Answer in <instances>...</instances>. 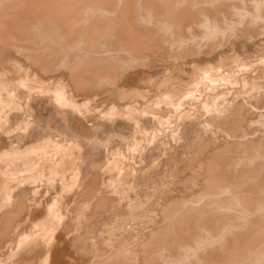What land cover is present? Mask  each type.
<instances>
[{
	"label": "bare ground",
	"instance_id": "obj_1",
	"mask_svg": "<svg viewBox=\"0 0 264 264\" xmlns=\"http://www.w3.org/2000/svg\"><path fill=\"white\" fill-rule=\"evenodd\" d=\"M243 1L0 0V102L9 104L0 109V264H69V260L64 261L69 250L79 253L80 259L83 252L94 254L97 264H264V77L242 86V90L247 89L237 95L240 98L231 93L228 96L230 90L237 93L239 86L219 90L212 96L210 107L199 105L207 113L203 117L194 116L197 112L192 116L183 107L185 99H189V104L185 103L189 106L200 97L209 100L207 91L223 74L213 76L207 69L228 61L201 66L203 59L219 51L220 55L227 47L215 51L210 42L203 52L195 46L197 37L198 41H212L227 32L229 41L225 44L242 49L246 57L250 50L264 47V25L260 30L255 26L264 0H247L252 2L249 8ZM230 14L237 15L236 22L227 19ZM236 23L243 24L239 30L234 28ZM255 31L261 32L262 38L255 36L248 41ZM150 57L159 61L157 67H146ZM176 76L185 80L187 88L181 81L185 90L173 85ZM206 77L208 84L201 80ZM133 81L136 85L129 87L135 84ZM149 82L148 92L145 87ZM251 88L257 89L253 101L247 98L252 95ZM103 89H108L115 101H107L104 120L96 117L94 121L92 115L91 121L86 114L91 121L87 123L81 106ZM152 90L160 92V99L165 97L175 109L179 121L172 130L184 142L176 154H166L167 159L179 162L171 168L177 178L162 187L161 181L159 191L149 197L150 188L160 179V169L153 162L161 147L159 135L152 132L158 122L152 123L156 119L168 122L174 115L172 111L159 114L165 108L160 102L151 103L154 98L146 103L144 97ZM159 103L160 112L153 108ZM253 122L260 123L254 127ZM123 129L132 139L131 145L128 141L123 145L136 150L143 147L142 154L126 155L120 149H110L117 156L103 154L107 139L103 142L96 132L113 134L120 130L123 135ZM138 131L141 134L137 136ZM160 136L166 139L167 135ZM139 139L146 144L141 145ZM207 145L213 148L203 151ZM195 148L204 153L183 156V152ZM93 149L96 156L91 153ZM85 152L88 160L84 171L88 172L82 174L79 161ZM118 154L124 164L121 168ZM97 158H105L104 164L106 160L108 169L115 171L114 176L112 172L109 175V184L119 192L134 193L135 199L141 196L138 201L144 200L146 205L130 211V199L120 193H103V179L94 175L91 180L89 176V171L94 173L98 167ZM140 159L142 164L135 168L132 161ZM80 174L84 189H94L85 202L79 199L75 203V208L78 203L86 208L80 222L83 227L78 230L70 222L72 214L67 210L64 213L63 203H58L65 198L61 190L72 189ZM25 181L30 184L21 186ZM36 181L45 184L43 190L57 191L39 206L37 215V205L31 200L38 198L34 197L38 189L31 185ZM57 182L60 188L54 185ZM96 208L105 209L110 222L102 234L96 233L91 239L89 232L94 230H88ZM63 216L66 219L62 220ZM119 227L126 233L116 248L108 246L104 240L109 236H102L111 235L112 228L117 231ZM83 260L78 264H86Z\"/></svg>",
	"mask_w": 264,
	"mask_h": 264
},
{
	"label": "rangeland",
	"instance_id": "obj_2",
	"mask_svg": "<svg viewBox=\"0 0 264 264\" xmlns=\"http://www.w3.org/2000/svg\"><path fill=\"white\" fill-rule=\"evenodd\" d=\"M249 1H252V0H249ZM249 1H247V0H244L243 2L244 3H246V5L248 6V8L250 7V5H252L251 3L252 2H249ZM243 2H241V3H243ZM233 16V17H232ZM263 16H264V7L262 8V10H261V18H260V22L258 21L256 24H255V26L258 28V30H260V26H262V25H264V18H263ZM236 17H237V15H235V14H230V18L228 17L227 19L229 20V19H232V22L234 23V22H236V20L235 21H233L234 19H236ZM238 18V17H237ZM263 18V19H262ZM244 22H245V20H244ZM243 22V23H244ZM230 23V22H229ZM229 23H227V26H228V24ZM238 23V22H237ZM236 23V25L234 26V28H236V30L238 29H240L241 27H242V23H239V24H237ZM258 24V25H257ZM240 26V27H239ZM239 27V28H238ZM198 32H200V30H198ZM254 33V34H253ZM252 33V37L250 36V37H248V41H249V38H250V40H252V38L254 39H256V37L257 38H259L261 35H262V33L261 32H258V31H255V32H253ZM229 33H225L223 36L222 35H218V36H216L215 38L213 37V39H212V41H205V40H203V41H198L199 39H198V37L196 38L197 40V42L195 43V46H196V48L198 47H200L199 49L200 50H206V48H207V45H208V43H210V42H212V45H213V49L216 51H219L221 48L223 49L224 47H227V49H226V51L225 52H223V51H221L222 53L220 54L221 56H222V58L220 57V55H219V52H217L216 54H214V55H211L210 54V56L209 57H207V58H205V59H203L202 60V62L200 63V65L201 66H203V67H205V66H208V64H211V65H218L220 62H226L227 60L229 61V63H228V61H227V63H225L224 65H221V66H211V68H209V69H207L208 70V73H210V74H212L213 76L215 75H217L218 73H221V74H223L222 75V77L220 78V77H215L216 79H215V81H214V83H213V87H211L207 92H208V97H209V100L208 101H205L202 97H200V98H198V99H196V100H194L193 101V104L192 105H187V104H189L188 103V100L189 99H185V103H187L186 105H185V103L183 104V107L184 108H188L189 110V112H190V114H192V116L196 113L197 115H194V116H199V115H201L202 117L203 116H205V115H207V113L206 112H204L202 109H200V104L201 103H205V104H207V106L208 107H210L211 106V104L213 103V99H212V96H214L219 90L221 91V90H223V89H225L226 87H230V88H238V86H239V88L237 89V93L236 92H233V90H230V92H228V96H231L232 94V96H234L235 98H240V95H239V97L237 96L238 94H243L244 92L243 91H245L246 89H247V87L248 86H250L253 82H255V81H257L258 79H260V78H262V77H264V47L262 48V50L260 49V50H258V51H255L254 49L253 50H250V52L248 53L249 54V56H247L246 57V55H245V53H243L244 51L242 50V49H240V48H237V47H235V46H232V45H226L225 44V42H228L229 40H227V38H228V36H226V35H228ZM259 34V35H258ZM263 35H264V33H263ZM256 36V37H255ZM218 38V39H217ZM222 38V39H221ZM261 38H262V36H261ZM225 39V40H224ZM223 40V41H222ZM219 42V43H218ZM198 43V44H197ZM225 44V45H224ZM216 45V46H215ZM218 47V48H217ZM220 47V48H219ZM243 48V47H242ZM236 50V51H235ZM232 51V52H231ZM238 51V52H237ZM249 51V50H248ZM252 51V52H251ZM152 52V51H151ZM204 52V51H203ZM154 53H156V55H157V52H154ZM225 53V54H224ZM227 53V54H226ZM251 53V54H250ZM238 55V56H237ZM245 55V56H244ZM157 56H159V55H157ZM218 56V57H217ZM228 56V57H227ZM237 56V57H236ZM220 57V58H219ZM209 58V59H208ZM228 58V59H227ZM223 59V60H222ZM230 59H232V60H230ZM205 60V61H204ZM212 60V62H210ZM214 60V61H213ZM158 62L159 61H157V60H155L153 57H150V59H149V61H148V63L146 64L147 66L146 67H148V69H152V67H157V65H158ZM207 64V65H206ZM183 72V74H185V72L186 71H182ZM181 72V73H182ZM181 75V74H180ZM177 77V76H176ZM180 77H177V79H179ZM177 79H175L174 78V81H177ZM179 80H180V82H179ZM178 80V83L177 82H174L173 80H172V82H173V85L175 86H179V87H181V88H183L184 90L188 87V85L184 82L185 80L183 79V78H180ZM202 81L203 80H206V81H204L203 83L204 84H206L207 82H208V78L206 77L205 79L203 78V79H201ZM181 81H183L182 83H184L185 85H186V88H185V86L183 85H181L182 83H181ZM135 84H130V86L129 87H134V85H136V81H133ZM169 83V82H168ZM208 83H210V82H208ZM207 83V84H208ZM132 85V86H131ZM147 85V86H146ZM145 86L146 87H148V88H146L145 87V89L147 90L148 89V92L150 91V89L149 88H151V83L149 82L148 84H146ZM244 85H247V87H245L244 88V90H242L241 88H243L242 86H244ZM241 86V87H240ZM22 88H25L24 86H21ZM162 87V86H161ZM163 88V87H162ZM258 88V90H260L262 87H257ZM26 89V88H25ZM252 89V91H253V88H251ZM107 90L108 89H103V90H100L99 92H97L96 94H94L95 96H96V98L94 97V95L93 96H91L90 98H92V97H94V99L92 98L91 100H89V99H87L88 101L87 102H89L88 104H90L89 106H87L88 104H86L85 106L84 105H82L81 106V112L83 113V114H85V119H86V122L88 121L89 123L91 122V121H93V116H94V121H96V119L98 118V119H103L104 120V116H105V108L107 107V103L108 102H110V101H115V99H113V97H111V95H109V93L107 92ZM240 90H241V92H240ZM248 90H250L249 88H248ZM153 91V90H152ZM225 91H227V89L225 90ZM251 91V90H250ZM43 92V91H42ZM42 92H40V93H42ZM106 92V93H105ZM240 92V93H239ZM39 93V92H38ZM46 93V92H45ZM103 93H105V94H103ZM154 93V94H153ZM155 93H157L156 95H158V97H156L155 96ZM229 93H231V95L229 94ZM252 93V95H249V96H247V98L248 99H251L252 101L254 100V99H256L257 98V95H256V93H257V89H255L254 88V91L253 92H251ZM35 94V93H34ZM102 94V95H101ZM160 92H157V91H153L152 93L150 92V96H145L144 98L146 99V103H147V101L149 102L151 99L150 98H154L155 99V97L157 98V99H152V102L151 103H153L154 101H156L157 103L158 102H160V103H162L163 104V106H162V104H161V106L163 107V108H165V110L164 109H162V107H160V103L156 106V105H154L155 107H157V108H155L154 106H153V108L154 109H156L158 112H160L161 111V109H162V111L159 113V114H167V113H170L171 111V113H173L174 115L172 116V118H170V121H168V122H163V120H161V122H163V123H160V120H157L156 119V121H153V123L152 124H154V123H156V122H158V123H156L157 124V126H158V129H157V126H156V124L155 125H153V131L152 132H157V134L159 135V141H160V146L162 147V149H161V147L159 148V150L158 151H160L159 153H158V155H156V156H154L153 158H154V160H153V162H155L156 161V164L154 163V166H157L160 170H159V172H160V174H159V176H160V179H159V181H158V184H157V186H155L154 188H150V189H152V190H150L148 193H147V195L146 196H152V193H156L157 191H159V189L157 190V188L158 187H160L159 185L162 183V185H161V187L162 186H164V185H166L168 182H170L172 179H176L177 178V176L174 174V171L172 170L171 171V168H172V166H174V165H177V164H179V162H177V161H173V160H171V159H167V155L166 154H170V155H174V154H176L177 152L176 151H179L180 149H181V147H182V144H181V142L183 141L184 142V139H182V137L181 136H177L176 134H177V131H173L172 130V128L173 127H175V126H173V125H176L177 123H178V121H179V119H177L176 118V111H175V109L174 108H171L172 107V105H170V103L168 102V100L165 98V97H163L162 96V99H160L161 97H160ZM97 95L99 96V97H97ZM148 95H149V93H148ZM80 97H82L83 95H79ZM78 96V97H79ZM153 96V97H152ZM108 97V98H107ZM147 97V98H146ZM27 98V97H26ZM99 99V100H98ZM102 99V100H101ZM142 99V98H141ZM144 99V100H145ZM147 99H149V100H147ZM27 100V99H26ZM109 100V101H108ZM164 102H163V101ZM167 100V101H166ZM95 103H94V102ZM98 101H100V102H98ZM108 101V102H107ZM166 101V102H165ZM106 102V103H105ZM133 102V101H132ZM104 103V104H103ZM166 103V104H165ZM96 105V106H94V107H92L93 105ZM150 104V103H149ZM98 105L100 106V107H98ZM9 106V104L8 103H6V101H4V102H0V109L1 108H7ZM102 106H104V107H102ZM150 106V105H149ZM167 106H170V107H168L167 108ZM186 106V107H185ZM196 107V108H189V107ZM95 107H97V108H95ZM197 107H199V108H197ZM87 108V109H86ZM90 110H89V109ZM93 108H95V109H93ZM159 108H160V110H159ZM262 108H264V107H262ZM262 108H260L259 107V109H258V107H256V109H258V110H260V109H262ZM83 109H85V111L83 110ZM101 109H103V110H101ZM167 109V110H166ZM172 109V110H171ZM197 111H196V110ZM87 110V111H86ZM107 110V109H106ZM164 110V111H163ZM177 110H179V109H177ZM84 111V112H83ZM89 111V112H88ZM93 111V112H92ZM96 111V112H95ZM100 112V113H98V112ZM103 111V114L101 113ZM194 111V112H193ZM199 111H202V112H199ZM88 112V113H87ZM167 112V113H166ZM93 113V114H92ZM95 113H97V114H95ZM178 113V112H177ZM194 113V114H193ZM199 113V114H198ZM89 114V116L90 117H92L91 118V121H89V119H90V117L89 116H87V115ZM95 114V115H94ZM99 114H101V115H99ZM129 114H131V113H129ZM146 114H149V112H147ZM93 115V116H92ZM134 116L135 114H131V116ZM167 115H169V114H167ZM100 116V117H99ZM107 116V115H106ZM105 116V117H106ZM175 116V117H174ZM87 117V118H86ZM89 117V118H88ZM97 117V118H96ZM174 117V118H173ZM88 119V120H87ZM174 119V120H173ZM176 119V120H175ZM254 119H256L255 117H254ZM178 120V121H177ZM173 121V122H172ZM87 122V123H88ZM170 122V123H169ZM174 122H176V123H174ZM255 125H254V124ZM252 123V126H254V127H256V125H258L260 122H257V124L255 123V122H253ZM162 124H165V125H162ZM162 125V126H161ZM164 126V127H163ZM167 126V127H166ZM169 126V127H168ZM159 127H160V129L162 128V130L164 129H166V131H164L163 130V132H162V130H160L159 129ZM155 128H156V130H155ZM169 128V129H168ZM170 128H171V130L173 131V132H170ZM171 133H169L168 131ZM125 131V133L127 134H125V133H123ZM126 131H128L127 129L126 130H124L123 129V132H122V134L123 135H121L119 132H120V130L119 131H117V132H114L113 134L111 133V132H106V130L104 131V132H106V133H104L103 131H97L95 134L96 135H98V138H101V140L103 141V142H105L106 143V141H105V139H107V144L106 145H104V146H102L103 148H102V152H103V149H104V151L107 153H105V152H103V154H105V155H110V156H115L116 154L115 153H112L111 154V152H110V149L111 150H114V151H116L117 149H120V150H122V152L123 153H126V155H128V153L130 154L131 153V155H134L135 154V156H137V155H140V154H142V152H143V150H144V148L142 147H139V148H137V150L136 149H133L134 147H132V146H129L131 149H129V148H127L128 146L126 145L125 146V144L127 143V141L129 142V139H130V141H132V139L130 138V134H128ZM150 131H151V129H150ZM12 132H13V130H12ZM102 132H103V134H104V136L103 137H101V134H102ZM131 132V135H133L132 133H133V130L132 131H130L129 130V133ZM158 132H161L160 134L158 133ZM165 132V133H164ZM148 133V132H147ZM163 133V134H162ZM169 133V134H168ZM175 133V134H174ZM216 133V132H215ZM214 133V131H213V135H215L216 136V134ZM100 134V135H99ZM102 134V135H103ZM115 134V135H114ZM117 134H119V135H117ZM124 134L127 136V137H125L124 136ZM141 133L138 131L137 133L135 132V135H140ZM156 134V135H157ZM167 135L166 136V139H165V136H160V135ZM94 135V134H93ZM92 135V136H93ZM107 135V136H106ZM108 135H112V136H108ZM157 135V136H158ZM89 136H90V133H89ZM106 136V137H105ZM113 136H115V138H113ZM118 138H117V137ZM122 136H124L123 138H128V136H129V138L126 140V139H121L122 138ZM217 136H219V133L217 132ZM107 137H110L109 138V140H108V138ZM161 137V138H160ZM170 137V138H169ZM90 138L92 139V137L90 136ZM93 138H94V136H93ZM104 138V139H103ZM135 138V137H134ZM156 138V137H155ZM164 140H163V139ZM180 138V139H179ZM168 139V140H167ZM170 139V140H169ZM116 140H118V142L120 143V144H118V142L116 141ZM140 140V139H139ZM166 140V141H165ZM120 141H122V142H120ZM141 141V140H140ZM163 141V142H162ZM170 141H172L171 142V144H169L170 143ZM110 142H112V144L110 143ZM168 142V144H166ZM116 143V144H115ZM123 143H125L124 145H123ZM174 143V144H173ZM179 145H178V144ZM132 144V142L130 143L129 142V145H131ZM142 144H146V140H144L143 141V139H142V141H141V145ZM111 145V146H110ZM113 145H114V147H113ZM115 145H118V146H115ZM123 145V148L122 147H120V146H122ZM150 145H152V143L150 144ZM150 145H148V147L150 146ZM171 145V146H170ZM175 145H178V146H175ZM202 145V144H201ZM166 146V147H165ZM170 146V147H169ZM174 146V147H173ZM109 147V148H108ZM117 147V148H116ZM119 147V148H118ZM164 147V148H163ZM167 147L168 148H171V150L169 149H167ZM203 147V146H202ZM202 147H198V148H201L202 149ZM150 148V147H149ZM173 148V149H172ZM198 148H195V149H190L191 150V152H190V150L189 151H186V152H183V153H185V154H183V156L184 155H189V154H192V153H194V154H198L199 153V151H200V153L201 152H203V151H206L207 152V150H210V149H212L213 147H212V145H207L205 148H204V150L202 151L201 149L200 150H198ZM128 149V150H127ZM132 149L135 151H132ZM140 149V150H139ZM162 151H161V150ZM164 149L166 150L165 151V154H164ZM141 150H142V152H141ZM173 150V151H172ZM91 151V150H90ZM94 151V152H93ZM130 151V152H129ZM140 151V152H139ZM169 153H168V152ZM172 151V152H171ZM113 152V151H112ZM128 152V153H127ZM174 152V153H173ZM92 154H93V156L95 155L96 156V151L93 149L92 150V152H91ZM162 153V154H161ZM171 153H173V154H171ZM204 153V152H203ZM87 153L85 152L83 155V158L82 159H80V160H82V161H79L80 162V166H81V172H82V174H84L85 172H88V171H84V169L85 170H87L86 168V162H87V160L88 159H86L85 158V155H86ZM161 154V156H159ZM163 154L165 155V156H163ZM117 156V155H116ZM118 157H121L119 154H118ZM159 157V158H158ZM162 157V158H161ZM161 161H159L158 159ZM165 158L167 159L166 160V162H165ZM99 158H97V160H98ZM103 159H105V158H103ZM103 159H101L102 160V162H101V160L99 159L98 160V163L100 162V165L97 163V166L98 167H96L95 168V170H94V173H93V171L92 170H90L89 171V176H90V178H91V180L93 179V176L94 175H98L99 177H101V179H103V184H102V182L100 183V187H101V185H103L102 187H101V191L103 192V193H105V194H118V193H120V195L122 196L123 195V197L124 198H128V199H130L131 200V202H130V205H129V208H128V210L130 209V211H132V210H136V209H141V207L143 206V205H146L145 204V201L144 200H141V201H138V199H140L141 198V196H138L136 199L134 198V196H132V195H134V193H131V194H129L128 195V190L127 191H124V192H119L118 191V189L116 188V187H114V185L111 183V184H109L108 182V179H110L109 178V175H112L114 172L113 171H110L109 169H108V166L106 165L107 164V161L106 160H104L105 161V164H104V162H103ZM122 157L120 158V161L118 162V166H120L119 168H121V167H123L124 166V164H122ZM115 160V159H114ZM141 160L142 159H140V160H134V161H132V163L135 165V168H138L141 164H142V162H141ZM85 161V162H84ZM109 161H111V158L109 159ZM79 162H78V164H79ZM169 162V163H168ZM103 163V164H102ZM159 163H161V164H159ZM165 163V164H164ZM84 165V166H83ZM101 165H102V167H101ZM164 165V166H163ZM133 166V165H132ZM72 167H74V165L72 166ZM99 167H101V168H99ZM104 167V168H103ZM105 169H107L108 171H105L104 170V172L105 173H103V170ZM204 168H201V172L204 174ZM102 171V172H101ZM98 172H100V173H98ZM111 172H112V174H111ZM165 172V173H164ZM90 173H92V175L90 174ZM98 173V174H97ZM103 173V174H102ZM164 173V174H163ZM82 174H80L79 175V181H78V178H77V183L75 182L74 184H75V186H73V187H77L76 189L75 188H73L72 187V189H74V190H72L71 188H69L68 189V191H66L65 189H63V190H61V192H62V195H64L63 197H65L63 200L65 201V203H66V201H68V203H64V201H60L59 203H58V205L59 204H62L61 206L62 207H65V209L63 208V212L64 213H66V210H67V212H69V213H71L72 214V218H71V220H70V222H72V226L74 227V225H75V228H78V230L79 229H82V227H81V220H82V218H81V216H83L82 215V213L83 212H86V208L84 207L83 209H82V207H80L79 206V203H78V205H76V208H75V203H77L78 201H79V199H83L82 200V203L83 202H85L84 200L87 198V197H89L92 193H93V189L94 188H92L91 186H90V189H92V190H90L89 188V190L87 191V190H85L84 189V183H82V179H80L81 177H82ZM100 175H102V176H100ZM107 175V176H106ZM164 176V178L162 177V176ZM169 175V176H168ZM89 176H88V178H87V176L85 177V178H87V180H89L90 178H89ZM113 176H114V174H113ZM107 179V180H106ZM165 180V181H164ZM90 181V180H89ZM162 181V182H161ZM37 182V181H36ZM80 182V183H79ZM104 182H106V183H104ZM20 183V182H19ZM27 183H29V181H27ZM26 183V181H25V183H20L21 184V186L24 184H27ZM38 183V182H37ZM37 183H31V185H35L34 186V188H35V190H37L38 189V191H36V192H38V193H36L35 192V195H34V197H38L37 198V200L35 199V198H32L31 200H33L32 201V203H34L35 205H37L36 206V209H37V211H35V214H36V212L37 213H40L41 211H39V210H41V208L39 207L42 203H45V201H46V199H49L50 198V196H55L56 195V192H53L52 190L51 191H46V189L45 190H43V186H45V184H43L42 185V181H39V183L37 184ZM47 183V182H46ZM30 184V183H29ZM38 186H40V187H38ZM80 184V185H79ZM170 184V183H169ZM54 185L55 186H59L60 184H59V182H57V183H54ZM81 185H83V186H81ZM124 185V183L122 182V181H120V186H123ZM37 186V187H36ZM104 186H106V187H104ZM108 186V187H107ZM41 188V189H40ZM58 188H60V187H58ZM81 188V189H80ZM113 188V189H112ZM39 189H40V191H39ZM78 189V190H77ZM85 191H84V190ZM104 189H106V191L104 190ZM57 190V189H56ZM59 190V189H58ZM79 190H80V192H79ZM108 190V191H107ZM155 190H156V192H155ZM63 191H65V192H63ZM74 191V192H73ZM75 191H77V192H75ZM82 191H84V192H82ZM105 191V192H104ZM115 191V192H114ZM45 192V193H44ZM46 192H47V196H46ZM50 192H52V193H50ZM51 195H50V194ZM64 193V194H63ZM68 193V194H67ZM73 193H75V194H73ZM81 193V194H80ZM87 193L89 194V195H87ZM48 194H49V196H48ZM71 194V195H70ZM80 196H79V195ZM43 195H45V196H43ZM58 195V198L60 197V193L59 194H57ZM74 195V196H73ZM75 195H76V197H75ZM83 197H82V196ZM87 195V196H86ZM86 196V197H85ZM149 196V197H150ZM43 197V198H42ZM80 197V198H79ZM122 197V198H123ZM68 198H69V200L71 199H73L72 201L74 202V203H72L71 204V200L69 201L68 200ZM66 199V200H65ZM135 199V200H134ZM37 202H36V201ZM43 200V201H42ZM122 200H124V199H122ZM76 201V202H75ZM81 201V200H80ZM70 203V204H69ZM34 204H32V206H34ZM67 205V206H65V205ZM69 205H70V208H69ZM72 206H73V208H72ZM35 207V206H34ZM68 207V208H67ZM78 207H79V209H78ZM135 207V208H134ZM67 208V209H66ZM62 209V208H61ZM76 209V210H75ZM79 211H78V210ZM99 209V210H98ZM143 209V208H142ZM73 210V211H72ZM84 210V211H83ZM97 210V211H96ZM105 210V209H104ZM103 210V208H96L95 209V213H96V215L94 216V217H92L91 218V220H92V222H91V226H89L90 228H89V230H88V232L90 231V230H94V231H90L89 232V234L90 235H92L91 236V239L92 238H95V236L97 235V236H99L100 234H102V231L104 232V228L108 225V223L110 222V215L108 214V212H106V211H104ZM78 211V212H77ZM82 211V212H81ZM99 211V212H98ZM73 212V213H72ZM77 212V213H76ZM150 212V211H149ZM78 214L80 215V218H79V216H78ZM37 215V214H36ZM66 217L67 216H63V218H61L62 220L63 219H66ZM76 217H78V218H76ZM74 218V219H73ZM73 219V220H72ZM62 220H61V222H62ZM76 220H78V221H76ZM61 222H59V223H61ZM75 222V223H74ZM77 222H78V224H79V226H78V224H77ZM97 222V223H96ZM58 223V224H59ZM110 224H112V223H110ZM61 225V224H60ZM116 225L118 226V223L117 224H115V227H116ZM120 225V224H119ZM59 226V225H58ZM75 228H73V229H75ZM100 228V229H99ZM122 228H124V227H119L118 229H117V231H115L116 229L115 228H112V233H111V235H103L102 237H105V236H109V237H107L104 241H106V243H108V246H111L112 245V247L113 248H116L115 246V244H117L118 242L120 243V238H121V235L123 234V233H126V232H124V229H122ZM76 230V229H75ZM97 233V234H96ZM56 235V234H55ZM94 235V236H93ZM118 235H119V237H118ZM117 236V237H116ZM109 239V240H108ZM120 239V240H119ZM108 241V242H107ZM111 247V248H112ZM84 254H83V259H85V262H86V264H89L90 263V260H91V262H95V263H90V264H97L98 263V258L94 255V254H91V253H87V252H83ZM69 254L70 255H64L65 257H64V261L67 259V260H69V261H66L67 263H69V264H78V262L79 261H82L83 259H80L81 257H79V253H74L73 252V250H69ZM75 254V255H74ZM91 256V257H90ZM94 257H96V258H94ZM94 258V259H93ZM71 259V260H70ZM98 260V261H97ZM84 261V260H83ZM96 261H97V263H96ZM76 262V263H75Z\"/></svg>",
	"mask_w": 264,
	"mask_h": 264
}]
</instances>
